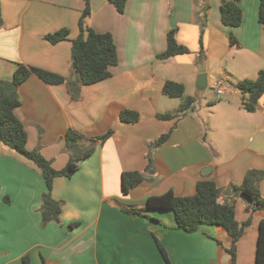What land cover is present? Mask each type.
Segmentation results:
<instances>
[{"label": "crops", "instance_id": "crops-1", "mask_svg": "<svg viewBox=\"0 0 264 264\" xmlns=\"http://www.w3.org/2000/svg\"><path fill=\"white\" fill-rule=\"evenodd\" d=\"M203 1L127 0L121 13L110 0H91L92 13L85 25L111 32L117 44L119 63L112 68V76L82 86L77 100L66 83L48 84L36 74L21 84V105L15 113L28 133L27 149H38L54 168L62 169L69 162L65 149L69 129L81 133L82 143L114 132L105 141H97L94 152L80 162L73 176L54 179L52 195L62 203V212L59 221L46 225L41 206L47 184L41 170L5 147L0 138V264H234L228 232L212 225L187 232L178 227L173 211L147 206L150 196L169 190L178 196L193 195L198 182L205 179L221 189V202H235L239 222L251 219L249 249L254 256L264 211H253L245 197L228 188L233 182L242 183L254 166L229 173L226 166L231 162H219V152L200 140L190 113L180 120L158 118L159 113L172 111L170 97L163 93L166 81L186 86L183 77H172L180 75L171 69L173 61L191 66L194 77L206 73L207 85L212 69L219 68L233 51L229 69L242 80L256 79L264 68L260 0H241L243 22L234 28L221 20V0H209L204 63L193 68L200 60L197 14ZM84 8V0H0V80L12 79L19 64L69 77L73 40L81 33ZM61 29L70 31L67 39L54 44L45 38ZM171 29H177L178 42L191 53L161 60L158 55L166 50ZM231 34L239 40L238 47L231 43ZM261 108L252 113H264ZM124 109L139 112L140 120L122 121ZM173 125L169 139L153 152L154 173L124 194L122 173L145 171L149 144ZM251 131L263 135L264 120L251 126ZM263 137L262 144L247 151L264 158ZM260 190L264 197V182ZM136 209H145L160 222L130 212ZM249 231L238 242L236 264Z\"/></svg>", "mask_w": 264, "mask_h": 264}, {"label": "trees", "instance_id": "trees-1", "mask_svg": "<svg viewBox=\"0 0 264 264\" xmlns=\"http://www.w3.org/2000/svg\"><path fill=\"white\" fill-rule=\"evenodd\" d=\"M121 13L125 10L127 0H110ZM85 8L80 20V35L73 40L72 46V72L69 77L59 75L44 69L19 64L13 78L0 80V138L1 141L16 150L25 158L33 161L41 170L46 180L47 191L42 197V221L46 225L50 221H59L62 212V203L52 195L53 181L57 177H71L79 169L82 160L89 157L95 150L98 140L105 141L112 134L109 130L102 136L89 139L82 143V135L74 129L66 133L65 149L70 155L68 164L62 169L53 167L51 161L47 160L38 149H27L28 133L23 122L17 117L15 110L21 105L19 87L31 74H36L48 84L66 83L71 96L78 99L81 96L82 86L93 85L112 76V68L119 63L118 48L111 32H97L95 29L85 25V19L91 15V0H84ZM241 0H221V20L228 27H238L243 22V10ZM209 0H204L199 6L197 22L200 26V60L204 58V35L209 22ZM259 18L264 24V0H260ZM1 22V19H0ZM68 29H61L55 33L45 36L51 43H58L69 37ZM177 29L168 32L167 48L158 55L161 60L169 59L180 54H189L191 50L178 42ZM233 45H240L234 34L230 36ZM239 89L246 95L243 97L244 108L250 112L258 108V102L264 95V68L258 72L256 79H244L238 83ZM186 87L183 83L168 80L163 86V93L170 98H182ZM76 92V93H75ZM195 98L192 96L183 100L175 112L159 113L158 118L169 120L178 115L185 114L193 108ZM139 112L124 109L120 118L124 122L136 123L140 120ZM174 128L162 134L158 139L149 144L147 154L148 164L145 171H125L122 173V190L128 194L133 188L148 179L149 174L155 171L153 152L162 146L173 133ZM264 176V171L250 169L246 173L243 182L234 186V191L240 192L249 200L253 211H264V197L261 194L258 183L259 177ZM151 179V177L149 178ZM221 189L215 181L210 179L201 180L196 187V193L190 196H178L172 190L161 195H152L148 198L147 206L153 209L171 210L175 214L179 228L187 232H195L202 225H212L229 233L232 239L230 252L233 263L236 264L237 246L247 226L251 225V219L239 222L236 218V204L223 203L219 200ZM132 214L146 216L155 222L159 219L152 217L145 209L130 210ZM164 257L166 253L158 243ZM168 261V260H167ZM256 263L264 264V222L261 223L256 249Z\"/></svg>", "mask_w": 264, "mask_h": 264}, {"label": "rangeland", "instance_id": "rangeland-1", "mask_svg": "<svg viewBox=\"0 0 264 264\" xmlns=\"http://www.w3.org/2000/svg\"><path fill=\"white\" fill-rule=\"evenodd\" d=\"M233 55L234 51L226 58V60L222 64L220 63L219 68L212 69V73L209 74L210 76L208 78V85L204 89H199L197 87V78L199 74L194 77L192 74L191 66L185 65L179 60L178 62L173 61L170 67L174 71L177 70L178 72L176 73H180V75H172V77L176 79L178 78V76L183 77L184 80H186V90L182 98H168L169 101H171L169 110H172L171 112H175L182 100H185L187 96L194 97L196 101L194 104V108L189 109V111H186L185 114L188 112L187 114L190 113V115H192V117L194 118L196 122V126L194 129L200 140L203 143H206L208 147H210L209 145H212L213 149L219 152V162L226 163L229 161L232 163L237 159L236 162L233 163V165H231L230 163L228 164V168L226 166L227 171L229 173L237 174L239 173V169L245 170V167L247 166H254L255 169L264 171V168L256 167L258 165L264 166V158L258 157L255 154H251V152L247 151V148H255V144L257 143L262 144L261 137H263L264 134L257 135L256 133H252L251 126L262 122L264 120V113L258 111L252 113L244 108L243 97H245L246 95H244V92H242L238 87V83L242 80V77H238V73H233L232 70L229 69L230 64L232 63ZM214 59L215 58L212 57V60ZM198 62V65L193 66L194 69L200 67V65L204 63L203 60H199ZM225 67L228 68L227 71H229L230 73L224 71ZM221 70L222 72H220ZM221 73L223 75H221ZM222 76H225V80H227L231 85V89L228 90L224 95H218L213 84L216 79H223L224 77ZM81 93H83L82 89ZM165 97L167 98L168 96L166 95ZM174 102H176V105H172L174 104ZM258 106L264 108V95L260 98ZM182 117H185V115L181 114L169 120H180ZM174 123H176V121ZM172 128H176L175 125H173L171 129ZM260 148L264 151V146L261 145ZM14 151L15 153L19 154V152H17L16 150ZM263 182L264 176H260L258 180L259 186H261ZM240 184L241 183L233 182L230 186H228V188L237 196H243L242 194H240V192L234 191V186ZM245 199L249 202L246 197ZM260 211L263 210H257L256 212ZM252 227V224L246 227V229H250L248 234L250 236L247 242L243 244L242 250H240L238 264H256V249L255 254L254 256L252 254V257L250 253L251 250L249 249V240L251 239L250 237L253 233V231L251 230L253 229ZM230 248L231 247H229L228 252L232 257Z\"/></svg>", "mask_w": 264, "mask_h": 264}, {"label": "built area", "instance_id": "built-area-1", "mask_svg": "<svg viewBox=\"0 0 264 264\" xmlns=\"http://www.w3.org/2000/svg\"><path fill=\"white\" fill-rule=\"evenodd\" d=\"M213 85L218 95H224L228 90L231 89V85L225 79H216Z\"/></svg>", "mask_w": 264, "mask_h": 264}, {"label": "water", "instance_id": "water-1", "mask_svg": "<svg viewBox=\"0 0 264 264\" xmlns=\"http://www.w3.org/2000/svg\"><path fill=\"white\" fill-rule=\"evenodd\" d=\"M197 87L199 89H204L207 87V74L206 73H201L198 75Z\"/></svg>", "mask_w": 264, "mask_h": 264}]
</instances>
